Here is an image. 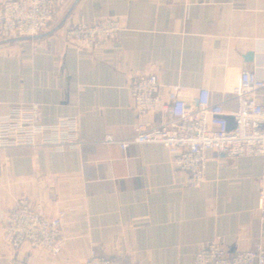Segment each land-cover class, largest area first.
<instances>
[{
    "label": "crops",
    "instance_id": "1",
    "mask_svg": "<svg viewBox=\"0 0 264 264\" xmlns=\"http://www.w3.org/2000/svg\"><path fill=\"white\" fill-rule=\"evenodd\" d=\"M0 123L14 107L38 105L43 125L73 119L80 138L122 134L136 122L129 85L155 75L161 97L172 88L185 97L208 89L215 104L235 110L241 75L264 82V0H57L56 19L34 39L1 37ZM105 17H126L118 39L99 52L79 51L71 27ZM264 96V92H263ZM158 125L161 113L142 119ZM119 193L86 197L80 153L52 148L0 149V264H85L90 253L123 264H193L216 239L229 251H248L260 227L262 157L208 153L200 188L176 172L161 145L111 148ZM28 197L49 218L66 213L61 252L54 255L3 242L6 216Z\"/></svg>",
    "mask_w": 264,
    "mask_h": 264
},
{
    "label": "built area",
    "instance_id": "2",
    "mask_svg": "<svg viewBox=\"0 0 264 264\" xmlns=\"http://www.w3.org/2000/svg\"><path fill=\"white\" fill-rule=\"evenodd\" d=\"M56 6L57 0H7L1 17V37L37 38L55 21ZM127 23L126 17L82 22L68 29L66 37L79 51L99 52L119 38ZM178 90L172 88L169 103L164 104L157 76L134 78L129 92L137 122L122 134L98 133L90 141L80 138L73 119L43 125L38 105L14 107L1 116L0 149L48 147L58 152L78 151L86 197L119 193L111 155L115 146L123 152L132 146H163L172 156L174 171L186 173L193 188L205 182L210 152L228 158L264 159V82L255 73H242L240 90L233 97L236 109L232 111L226 110L224 104L213 103L208 89H202L197 97L181 96ZM158 112V125L142 120ZM259 184V225L264 228V178ZM65 219L63 210L49 218L44 205L23 197L6 216L3 242L13 250L29 245L58 255ZM85 264H123V253L108 257L92 251ZM193 264H264V247L259 240L248 251L232 252L216 239L200 248Z\"/></svg>",
    "mask_w": 264,
    "mask_h": 264
}]
</instances>
